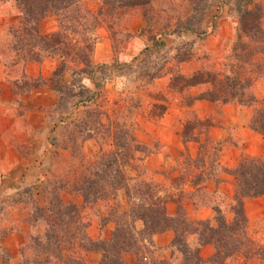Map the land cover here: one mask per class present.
Instances as JSON below:
<instances>
[{"label": "trees", "instance_id": "trees-1", "mask_svg": "<svg viewBox=\"0 0 264 264\" xmlns=\"http://www.w3.org/2000/svg\"><path fill=\"white\" fill-rule=\"evenodd\" d=\"M13 1L19 15L18 26L9 32L12 37L11 48L18 59L23 63H40L46 57H55L59 61L48 79L38 76L27 84L33 89L48 87L55 93L56 101L52 110L59 113V121L66 120L65 115L69 111L78 109L76 117L69 124L82 136V141L104 138L109 141V150L101 151L94 163L84 167L82 180L74 185L73 190L83 197L87 205L106 202L109 197L115 199L120 190L124 191L127 202V209L118 210L113 207L101 219L103 226L106 223L113 224L109 238L94 241L87 236L88 225L81 220L80 207L64 203L56 191L51 193L45 205L29 199L31 208L28 222L33 227L41 225L43 232L29 237L20 247L16 264H91L77 256L76 250L98 253L99 260L94 264H128L124 261L126 254L135 256V261L131 264H223L224 259L244 253L243 244L239 240L246 236L247 228L243 202L264 196V160L245 157L232 170L235 185L231 222L225 220L218 207L212 208V220L192 221L181 203H177L176 214L171 217L166 213L165 205L167 201H175L174 198L161 190L158 184L148 180L143 170L138 171L144 168V161L155 149L139 142L125 119L121 123L108 119L105 106L98 102L101 83L106 79V71L110 66H98L92 62L95 39L91 38V33L94 30L93 24L97 23V16L105 12L106 15H116L119 18L122 10L136 7L145 9L155 2L166 0H102L105 10H101L98 15L83 8L79 0ZM188 2L190 16H186L184 21L177 20L176 26L167 33L178 36L195 35L199 39L204 34L201 24L209 8L208 0ZM234 6L236 24L228 57V72L201 69L188 76L177 74L169 80L168 89L178 94L192 88L203 89L199 94L187 98L188 108L198 100H205L216 106H253L257 103L251 89L253 83L258 81L264 86V10L260 0H236ZM47 17H55L58 28L55 32L44 35L39 32L38 26ZM143 17L147 23L151 21V18H146V13ZM192 44V41L187 42L181 47L189 48ZM156 45L163 47L164 43L157 42ZM149 52L151 50L145 48V54ZM190 56L191 52L183 54L179 48L175 61L181 64ZM126 66L129 67L119 65L120 68ZM93 75L98 78L94 79ZM85 77L93 88L84 86L82 82ZM157 77L152 73L147 80L151 82ZM152 107H158L156 118L162 116L166 109L163 104ZM102 118L105 122H102ZM211 125L209 120L201 121L193 117L192 121L184 122L181 139L183 142L197 141L200 130L203 129L204 132ZM249 129L264 137L262 108L255 110ZM69 139L74 141V134ZM206 142H210L207 136L201 145L202 153L205 152L203 148ZM50 143L56 146L54 140L51 139ZM217 149L216 145L215 153ZM195 162L199 167L204 159L192 161V167L197 168ZM126 167L134 168L135 177L125 175ZM209 167L211 170L215 169L213 162L209 163ZM22 194L28 196L31 191L25 189ZM12 203L16 204L17 201ZM5 204L6 199L0 198V215ZM138 224L142 227L138 228ZM166 231H171L173 236L168 247L169 259L163 260L154 254L156 250L152 237ZM5 234V230L0 228V240ZM208 245L213 247L214 254L204 260L199 256V251ZM71 250L75 252L69 254ZM11 259L4 253L2 264H15L10 262Z\"/></svg>", "mask_w": 264, "mask_h": 264}, {"label": "rangeland", "instance_id": "rangeland-1", "mask_svg": "<svg viewBox=\"0 0 264 264\" xmlns=\"http://www.w3.org/2000/svg\"><path fill=\"white\" fill-rule=\"evenodd\" d=\"M235 1L208 0L209 8L201 24L204 34L201 38L197 39L195 35L181 34L178 36L167 33V31L172 30L176 26L177 20L181 19V21H184L186 16H190L188 0L155 2L149 8L145 9L137 7L128 8L121 11L119 18L116 15L110 16L106 15L105 12H101V10H105V7L102 5V0H79L80 5L92 14L98 15L97 13L101 12V15L97 16V23L93 24L94 30L91 33V38L95 39V44L91 57L94 65L106 64L110 66L106 71V79L101 83L98 101L100 105L105 106L108 112L107 118L120 123L125 119L126 124L131 125V128H133L134 135L139 142L149 145L153 150L155 149L154 153L157 151L160 152L161 147L158 141L152 139L149 143L143 141L152 138L151 129L160 121L161 116L156 118L158 107L153 109L152 106L155 104L157 106L163 104L166 107L165 111L171 107L175 109L179 108L180 124H184L187 120L192 121L193 117H196L194 112L191 111V107L188 108L186 106V101L189 96L197 95L203 89L192 88L178 94L176 91L168 89L169 80L177 74L188 76L196 70L201 69L228 72V57L231 53L232 42L234 40V26L236 24ZM217 8L222 9V11L220 12ZM144 13H146V18H151L149 23L143 17ZM225 14L230 19L231 25L230 29L228 26L227 31L224 32H228V36L230 34V39L228 37V39L221 43H218V41H209L207 46L210 49L207 51L205 40L214 34L215 29L218 27L219 18L225 16ZM18 17L17 5L13 0H0V66L3 65L8 69L26 65V63L18 59L16 52L11 48L12 37L9 31L18 26ZM205 27H209L210 30L208 33ZM57 28L58 24L55 17L45 18L38 26L39 32L44 35L55 32ZM87 37H90V34H87ZM191 41L193 44L189 48L181 47L182 44ZM157 42H163L164 46L158 47L156 45ZM145 48H148L151 52L145 54ZM179 48L183 54L191 52L190 58L181 64L175 61V55ZM48 59L47 66L52 72L59 64V61L55 57H46L42 61ZM119 65H128L129 67L120 68ZM152 73H155L158 77L148 82L147 77ZM92 77L94 79L98 78L97 75H93ZM82 83L85 87L93 88L87 77L83 79ZM251 92L257 100V103L251 106L254 114L257 108L264 110V103H262L264 98L263 83L260 81L254 82ZM77 111V108L69 111L65 115L66 120L63 121L58 120L59 113L52 109L45 116V119L50 123L49 129L51 130V134L49 139L54 140L56 144L54 146L55 149L64 150L68 153L69 164L65 168V172L53 173L50 168V173H53V175L51 174V179L41 184H0V198L6 199L4 210L0 215V228L5 230V236L16 230V221L21 222L23 218H26V223L30 226L26 233L25 241L21 246L27 242L29 237L43 232L41 225L33 227L28 222L31 208L30 200H35L39 204L45 205L49 201L51 193L56 191V194H58L64 203L75 204L73 200L68 202L64 201V199L69 197L67 194L74 195L75 197L79 195L73 188L75 184L82 180L81 176L84 167L94 163L101 151L109 150V141L107 138L82 141V136L75 132V129L69 124L76 117ZM165 111L163 114H165ZM103 121L105 122L104 118H102ZM209 121L211 122V120ZM180 124L175 123L173 126L178 127ZM199 133L200 135L203 134V138L205 139L207 130L203 132V129H201ZM71 134L75 136L74 141L69 139L71 138ZM19 146L20 148L16 147L17 151L22 152V155H24L27 146ZM36 146L38 148L41 147V149L45 147L40 142L39 144L36 143ZM215 147L216 145L210 141L205 143L203 149L205 152L209 149V154H212L210 155L212 158L215 154ZM211 158H208V161ZM181 163L180 166L183 169V174L178 180L172 182L170 178L172 171L170 169H166L163 175H158L159 177L149 175L144 168L141 170L138 169V171L143 170L148 180L155 184H160V189L168 194L169 191H173H171L172 189L167 184L184 183L189 177L194 182H198L199 177L194 179L196 175H193L195 170L191 169L193 166L192 162L187 157H183ZM194 164L196 167L199 165L197 162ZM184 169L188 171H184ZM124 172L128 177L132 173L136 174V171L132 167H126ZM25 189H30L31 194L28 196L22 194ZM162 194L166 196L165 193ZM12 201H17V203L14 204ZM113 207H117L118 210H122L121 208L125 207L118 198V192L116 193L115 199L109 197V200L106 202L89 204L87 208H80L81 220L88 227L93 223L94 226L95 224L99 226V224L101 225V219ZM104 226L101 225V228ZM259 233H255L253 227L247 224L246 236L239 238L243 244L244 253H237L224 259L223 264H264V236L262 233ZM98 238L102 239L100 237ZM152 244L156 250L154 254L157 258L162 259L161 256H166L163 260L169 259L170 252H163L157 249L153 241ZM20 247L12 255L7 253L12 258L10 260L11 263L16 264L19 260L18 251ZM210 247L212 248L211 253L206 258H202L199 252V256L202 259L207 260L213 256L214 249L212 246ZM72 252L75 251L71 250L69 254H72ZM76 252L78 253L77 256H80L87 263L94 264L99 260L98 253H85L77 250ZM4 253L6 254V251L0 243L1 264L3 263L2 256ZM124 261L131 264L135 261V256L126 254L124 255ZM173 264H176V262ZM204 264L211 263L206 262Z\"/></svg>", "mask_w": 264, "mask_h": 264}, {"label": "crops", "instance_id": "crops-1", "mask_svg": "<svg viewBox=\"0 0 264 264\" xmlns=\"http://www.w3.org/2000/svg\"><path fill=\"white\" fill-rule=\"evenodd\" d=\"M261 5L264 10V0H261ZM219 11L221 12L222 9ZM230 25V19L226 14L219 18L214 34L205 40L207 51L210 49L207 46L209 41L221 43L228 37L230 39V34L228 36V32H224L227 31L228 26L230 29ZM206 30L208 33L209 27ZM48 62L49 59L41 63H26L25 66H15L11 69L0 66V184H41L50 180L51 174L65 172L69 164L68 153L55 149L49 141L50 123L45 116L55 104V93L48 87L33 89L28 85L38 76L45 80L49 78L51 70L47 66ZM190 109L197 119L211 120L212 125L208 128L206 136L211 143L218 146L214 156L210 157L212 154H209V149L201 153V145L205 142L203 134L197 135V141L183 142L181 139L183 124L179 122L180 109L171 107L151 129L152 138L143 140L145 143L152 140L158 141L161 147L160 152L157 151L146 158L144 168L149 175L155 177L163 175L166 169H170L172 182V180H178L183 174L180 166L183 157H187L191 162L200 158L205 159L200 167H191L195 170L194 179L199 177V182H194L189 177L178 186L167 184L173 191H169L167 195L175 201H167L166 213L171 217L174 216L177 203H181L190 220H212V208L218 207L224 214L225 220L231 222L235 185V178L231 172L242 158L264 160V137L249 129V122L253 116L251 106L234 104L216 106L208 101L198 100ZM175 123L180 125L174 127ZM39 142L45 147L38 148L36 143L39 144ZM19 145L27 146L24 155L17 151L16 147L20 148ZM208 158L211 160L208 161ZM212 162L215 165L214 170L209 167V163ZM50 168L53 173H50ZM184 171L188 170L184 169ZM135 175L132 173L130 177L133 178ZM67 196L69 197L64 199L65 202L73 200L80 208H87L81 195L75 197L67 194ZM118 198L125 205L121 209H127L123 190L118 191ZM243 208L247 224L253 227L255 233L260 232L259 234L262 233L264 236V196L244 200ZM93 224L88 227V237L92 240H97L98 237L108 239L113 230V224L106 223L102 228L100 224L99 226ZM16 225V230L0 242L6 253L11 255L24 243L30 227L26 223V218H23L21 222L16 221ZM137 227L141 228L142 225L138 224ZM172 236L171 231H166L154 235L152 241L157 249L169 252L168 247ZM211 249L210 246L202 247L199 251L201 257H208ZM161 257L166 258V256Z\"/></svg>", "mask_w": 264, "mask_h": 264}]
</instances>
